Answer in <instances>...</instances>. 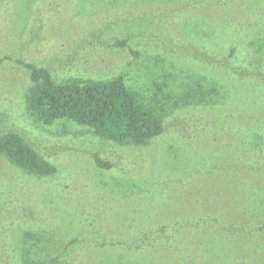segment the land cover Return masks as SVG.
<instances>
[{"label": "rangeland", "instance_id": "obj_1", "mask_svg": "<svg viewBox=\"0 0 264 264\" xmlns=\"http://www.w3.org/2000/svg\"><path fill=\"white\" fill-rule=\"evenodd\" d=\"M1 58L0 134L56 171L0 154V264H264V0H0ZM19 59L58 82L123 75L164 131L44 124Z\"/></svg>", "mask_w": 264, "mask_h": 264}, {"label": "trees", "instance_id": "obj_2", "mask_svg": "<svg viewBox=\"0 0 264 264\" xmlns=\"http://www.w3.org/2000/svg\"><path fill=\"white\" fill-rule=\"evenodd\" d=\"M116 43L125 45L126 41ZM6 58L9 59V56ZM6 58H1L0 62ZM18 62L29 70L32 82L26 97L27 106L44 124L69 119L88 126L97 135L107 139L131 141L138 145L164 131L161 114L151 103L143 101L136 90L126 85L123 75L107 79L76 78L58 82L53 79L49 68L22 59ZM189 96L185 94L182 97L185 99ZM185 103L189 104V101ZM0 154L34 174L49 175L56 171L50 161L14 131L0 134ZM95 162L100 167H111L110 162L97 155Z\"/></svg>", "mask_w": 264, "mask_h": 264}]
</instances>
